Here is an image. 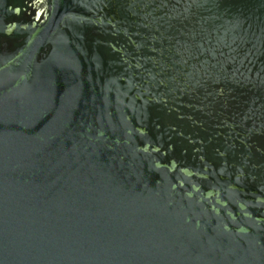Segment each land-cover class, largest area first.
Returning a JSON list of instances; mask_svg holds the SVG:
<instances>
[{"label":"water","instance_id":"95a60500","mask_svg":"<svg viewBox=\"0 0 264 264\" xmlns=\"http://www.w3.org/2000/svg\"><path fill=\"white\" fill-rule=\"evenodd\" d=\"M0 264H264V0H0Z\"/></svg>","mask_w":264,"mask_h":264}]
</instances>
